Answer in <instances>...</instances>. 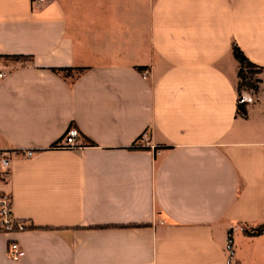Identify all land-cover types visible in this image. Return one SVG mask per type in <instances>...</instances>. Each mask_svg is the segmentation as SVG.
<instances>
[{
  "label": "crops",
  "instance_id": "crops-1",
  "mask_svg": "<svg viewBox=\"0 0 264 264\" xmlns=\"http://www.w3.org/2000/svg\"><path fill=\"white\" fill-rule=\"evenodd\" d=\"M0 57L2 147L37 151L0 264H264V0H0Z\"/></svg>",
  "mask_w": 264,
  "mask_h": 264
},
{
  "label": "built area",
  "instance_id": "built-area-1",
  "mask_svg": "<svg viewBox=\"0 0 264 264\" xmlns=\"http://www.w3.org/2000/svg\"><path fill=\"white\" fill-rule=\"evenodd\" d=\"M47 0H33L34 5L46 3ZM8 72L3 70L0 62V80H3ZM149 71L142 72L145 80L149 78ZM81 133L74 127L70 128L62 140L55 146L60 150H76L83 147ZM37 154L36 150L4 148L0 140V178L6 182L10 178L11 164L14 159H30ZM27 229V223L16 218L13 210V197L10 193L0 192V233L11 235L24 232ZM18 248V245L13 246Z\"/></svg>",
  "mask_w": 264,
  "mask_h": 264
},
{
  "label": "trees",
  "instance_id": "trees-1",
  "mask_svg": "<svg viewBox=\"0 0 264 264\" xmlns=\"http://www.w3.org/2000/svg\"><path fill=\"white\" fill-rule=\"evenodd\" d=\"M235 58L238 60L240 64V70H239V77L241 80L240 83V89L247 88V89H253L258 90V85L260 83V80L256 78L257 75L261 73V69H259L255 64H253L244 54V52L239 49L237 46L233 48ZM23 57H14V59H21ZM2 58L0 57V60ZM5 59H10L9 57ZM25 59V58H24ZM55 72H65L68 74H72L74 71L81 73L84 70L83 69H53ZM146 69H143L141 71H144ZM239 115L243 118L247 117V111H246V104L243 102V100H240L239 103ZM243 232L247 237H260L264 235V224L256 226L254 228H243ZM228 250L232 253L233 251V231L230 230L228 233Z\"/></svg>",
  "mask_w": 264,
  "mask_h": 264
},
{
  "label": "rangeland",
  "instance_id": "rangeland-1",
  "mask_svg": "<svg viewBox=\"0 0 264 264\" xmlns=\"http://www.w3.org/2000/svg\"><path fill=\"white\" fill-rule=\"evenodd\" d=\"M145 140H142V143H144ZM15 246V245H14Z\"/></svg>",
  "mask_w": 264,
  "mask_h": 264
}]
</instances>
